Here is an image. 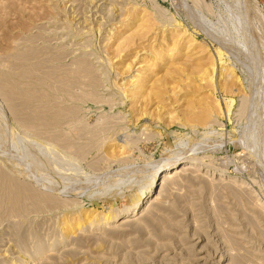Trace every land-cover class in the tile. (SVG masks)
<instances>
[{
	"label": "rangeland",
	"instance_id": "rangeland-1",
	"mask_svg": "<svg viewBox=\"0 0 264 264\" xmlns=\"http://www.w3.org/2000/svg\"><path fill=\"white\" fill-rule=\"evenodd\" d=\"M0 264H264V0H0Z\"/></svg>",
	"mask_w": 264,
	"mask_h": 264
},
{
	"label": "bare ground",
	"instance_id": "bare-ground-1",
	"mask_svg": "<svg viewBox=\"0 0 264 264\" xmlns=\"http://www.w3.org/2000/svg\"><path fill=\"white\" fill-rule=\"evenodd\" d=\"M194 45V44H193ZM137 77V76H136ZM184 161H175V162H171L169 163L166 168L163 170V172L161 173V176L159 177L161 180L163 181H167L170 180L172 178V172L174 170H180V169H185V170H195L196 167L194 166V164H185L184 165ZM201 170V169H200ZM45 187V186H44ZM154 188V187H153ZM44 189V188H43ZM49 189V188H48ZM53 191V190H52ZM147 196V195H146ZM138 206V205H137Z\"/></svg>",
	"mask_w": 264,
	"mask_h": 264
}]
</instances>
